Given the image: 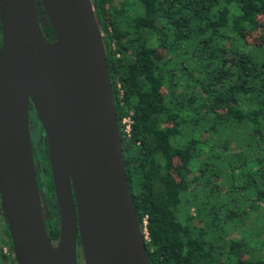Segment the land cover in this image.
Listing matches in <instances>:
<instances>
[{"label":"trees","instance_id":"1","mask_svg":"<svg viewBox=\"0 0 264 264\" xmlns=\"http://www.w3.org/2000/svg\"><path fill=\"white\" fill-rule=\"evenodd\" d=\"M91 3L149 263L264 264V0ZM29 129L56 245L46 139L31 105ZM4 225L0 264H16Z\"/></svg>","mask_w":264,"mask_h":264},{"label":"water","instance_id":"2","mask_svg":"<svg viewBox=\"0 0 264 264\" xmlns=\"http://www.w3.org/2000/svg\"><path fill=\"white\" fill-rule=\"evenodd\" d=\"M0 0V214L16 264H150L126 176L91 0ZM39 22L48 23L54 42ZM47 143L58 239L35 174L29 108Z\"/></svg>","mask_w":264,"mask_h":264},{"label":"rangeland","instance_id":"3","mask_svg":"<svg viewBox=\"0 0 264 264\" xmlns=\"http://www.w3.org/2000/svg\"><path fill=\"white\" fill-rule=\"evenodd\" d=\"M34 145V148L36 149H39V145H38V140H35V142L33 143ZM238 151V150H237ZM207 154L205 155V158H206V162H207ZM210 166H212V163L210 161L207 162ZM216 169V168H215ZM217 170V169H216ZM44 177H47L46 174H44ZM42 184V183H41ZM217 191V190H216ZM51 198V197H50ZM52 200V199H51ZM51 202V201H50ZM45 213V212H44ZM45 220L47 217V210H46V214H45ZM5 223L2 221V216L0 215V244H4V235H3V231H4V225ZM58 224V222H57ZM234 225H232L230 228H231V233H230V237H234L236 236V232L234 231L235 230V227H233ZM77 255H78V263L82 264L81 262V259H82V254H81V251L79 250V248L77 249Z\"/></svg>","mask_w":264,"mask_h":264},{"label":"flooded vegetation","instance_id":"4","mask_svg":"<svg viewBox=\"0 0 264 264\" xmlns=\"http://www.w3.org/2000/svg\"><path fill=\"white\" fill-rule=\"evenodd\" d=\"M44 135V134H43ZM32 136V135H31ZM47 145V143H46ZM31 146H32V141H31ZM34 165H35V171H43L41 168V165L39 164L38 161H34ZM44 173V171H43ZM39 194H40V199H41V204H42V210H43V215H44V219H45V214H46V210L51 206V203L48 201V199L45 197V193L44 190L39 189ZM45 212V213H44Z\"/></svg>","mask_w":264,"mask_h":264},{"label":"built area","instance_id":"5","mask_svg":"<svg viewBox=\"0 0 264 264\" xmlns=\"http://www.w3.org/2000/svg\"><path fill=\"white\" fill-rule=\"evenodd\" d=\"M123 122L124 123H127L126 132L128 133V131H129V125H128V123H129V121L128 120H124ZM4 251H6V250H4Z\"/></svg>","mask_w":264,"mask_h":264}]
</instances>
